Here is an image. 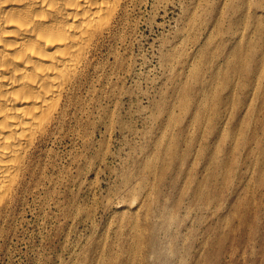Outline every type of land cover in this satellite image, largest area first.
Instances as JSON below:
<instances>
[{"label":"rangeland","instance_id":"rangeland-1","mask_svg":"<svg viewBox=\"0 0 264 264\" xmlns=\"http://www.w3.org/2000/svg\"><path fill=\"white\" fill-rule=\"evenodd\" d=\"M92 60L0 264H264V0H133Z\"/></svg>","mask_w":264,"mask_h":264},{"label":"bare ground","instance_id":"bare-ground-1","mask_svg":"<svg viewBox=\"0 0 264 264\" xmlns=\"http://www.w3.org/2000/svg\"><path fill=\"white\" fill-rule=\"evenodd\" d=\"M132 1L0 0V223L33 175L48 126L72 102L94 52Z\"/></svg>","mask_w":264,"mask_h":264}]
</instances>
